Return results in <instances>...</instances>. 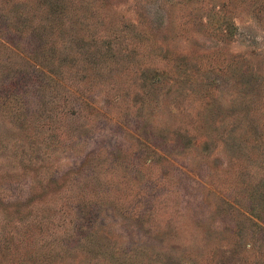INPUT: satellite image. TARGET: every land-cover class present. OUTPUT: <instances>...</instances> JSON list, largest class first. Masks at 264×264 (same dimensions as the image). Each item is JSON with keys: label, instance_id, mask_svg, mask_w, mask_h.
Instances as JSON below:
<instances>
[{"label": "rangeland", "instance_id": "obj_1", "mask_svg": "<svg viewBox=\"0 0 264 264\" xmlns=\"http://www.w3.org/2000/svg\"><path fill=\"white\" fill-rule=\"evenodd\" d=\"M0 264H264V0H0Z\"/></svg>", "mask_w": 264, "mask_h": 264}]
</instances>
